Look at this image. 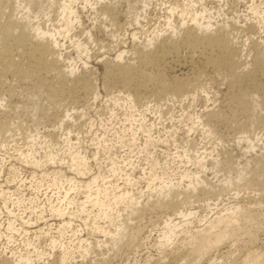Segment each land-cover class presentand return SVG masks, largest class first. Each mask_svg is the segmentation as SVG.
Masks as SVG:
<instances>
[{
  "label": "rangeland",
  "instance_id": "rangeland-1",
  "mask_svg": "<svg viewBox=\"0 0 264 264\" xmlns=\"http://www.w3.org/2000/svg\"><path fill=\"white\" fill-rule=\"evenodd\" d=\"M172 1L182 2L147 0L148 5L139 23L122 14L117 24L96 15L90 6L83 8L81 0L78 2L82 24L76 23L66 39L61 37L60 52L68 61L75 60L78 77L85 68L90 72L91 85L86 89L79 87L77 76H70L67 81L53 74L47 78L38 72L15 76L0 64V119L13 127L11 136L0 133V187L4 190L0 192V249H4L10 259L15 252L25 254L24 239L30 238L38 244L40 241L36 234L40 229L44 230L51 223V227H58L62 218L54 216L51 210L70 200L73 202L70 207L75 210L76 204L83 199V193L73 189L68 198L60 203V198L66 194L64 190L72 187V182H62L63 188H58L51 181L52 175L44 174L58 169L60 173L85 184L92 176H98L100 189L115 183L121 189L129 187L140 197L142 204L147 200L153 203L158 200L160 194L155 187L162 184V179L178 183V188L183 190L188 179L181 183V174L188 171L206 178L217 190V193L208 195L189 193L182 207L187 214L189 211L196 212L189 218L179 217L178 214L174 217L172 207H146L148 209L144 210V214L134 216L130 223L137 238L132 241L125 239L117 247L118 250L103 248L104 261L98 264H150L171 254L178 245L192 246L191 236L181 233L180 227L172 244L160 242L167 216L179 221L183 230L192 231L204 229L209 221L221 216L232 217L231 222L221 224L220 228L227 230L230 252L234 255H225L227 248L220 247L212 255L218 260L210 259V262L213 261L211 264H232L234 260H237L234 264L238 263L249 254V250L264 253V77L257 75V86L246 81L239 86L235 82L236 74L230 70L217 72L206 68L203 57L198 55L200 47L195 53L198 56L191 61L189 55L192 50L182 41L183 32L172 38L178 44L176 53L170 52L164 60L138 61L136 51L144 49L143 41L158 35L160 42L170 35L165 19L168 16L166 8ZM203 1V5L215 16L211 22L218 26L227 21L230 25L228 37L245 44L244 59L248 62L247 69H251L256 56L252 45L256 41H264V30L250 19L252 15L248 11V6L255 0ZM126 6L127 2L123 0L122 11ZM136 7L140 11L141 4ZM53 8L55 11H51L49 18L41 14L33 21L41 22L50 29L54 25L58 28L62 23L59 21L61 17L56 15V6ZM179 19L176 14L172 21L179 23ZM88 31L93 42L88 40ZM132 33H136L137 40H133ZM75 35L78 37L75 38ZM76 39L89 43L87 55L90 58L74 48L72 42ZM261 45L264 48L262 42ZM152 49H155H150L154 55ZM122 50L129 51H125L124 58L135 60L134 66L145 73V80L149 79L146 84L149 88H141L136 94L132 91L135 107H129L130 104L122 99L127 93L123 79L118 75L108 78L106 73L111 67L106 60L115 58ZM18 54V61L22 60L19 63L22 67L26 66V57L21 52ZM151 54L150 57H153ZM176 76L191 87L183 99L175 98L171 92L155 93L153 86L158 80L170 83ZM106 83L109 87H105ZM114 96L122 97L119 103L113 101ZM68 114L64 118L66 122H63V116ZM150 135L152 143L146 147L145 142ZM66 138L70 140L69 144ZM187 148L190 157L179 159L177 154H183ZM71 152H79L86 157L88 164L82 168L83 174L68 167ZM48 156L56 158L50 161ZM202 157L201 164H206V168H200L197 162ZM58 158H62L64 163ZM34 159L41 163L36 164ZM148 161H158V165L152 169ZM214 165H217L218 171L212 169ZM112 170L116 172L115 176ZM125 174L133 179L130 186H127ZM154 175L155 181L146 190L147 182H151ZM225 178L232 181V187L227 190L222 186ZM75 184L78 185L77 182ZM17 199L21 203L13 205ZM234 204L240 206L242 212L232 215L226 210ZM120 206L125 208L123 203ZM9 210L13 211L12 215L8 214ZM63 218L73 222L72 227L63 229V241L71 240L74 229H80L78 235L89 238L92 243L103 239L97 230L82 228V221L77 215ZM8 219L14 223L15 230H7ZM104 224L103 221L99 223L101 226ZM250 234L254 235V240ZM206 257L203 264H209ZM93 258L96 257L89 256L88 259ZM79 259L76 258V264L81 263L82 259Z\"/></svg>",
  "mask_w": 264,
  "mask_h": 264
},
{
  "label": "bare ground",
  "instance_id": "bare-ground-1",
  "mask_svg": "<svg viewBox=\"0 0 264 264\" xmlns=\"http://www.w3.org/2000/svg\"><path fill=\"white\" fill-rule=\"evenodd\" d=\"M81 1L84 3L83 8L90 6L94 11L93 13L103 16V18L109 20L112 24H117L118 19L122 14L129 15L132 22L139 23V19L142 16L141 14L148 5L147 0H124L127 2V6L124 11H122L120 6L123 0H94V2L93 0ZM78 2H80V0H7L6 2L4 0H0V64L1 66L2 64L4 66L2 68L11 72L15 76H21L27 72H38L47 78L53 74L54 77L56 76L59 79L66 81L70 76H77L75 67L77 63L75 64V60L68 61L69 59L67 60L64 58L60 52V48L62 46L60 39L61 37L66 39L71 33L70 31L77 25L76 23H81V17L78 14L79 10L77 8ZM202 2L204 3L203 0H182V2L172 1L169 5L167 4L166 13L168 16L165 19V24L167 25L166 28L170 29V35L168 38L165 37L166 39L163 41L160 40V42H158V35L152 39H147L145 42L143 41L144 49H141L140 51L137 50V56L135 58H138V61L141 62L166 59L170 52L176 53L179 49L178 44L173 42L172 38L183 32L184 35L182 41L185 42L192 50L189 55L191 61H193L196 56V50L200 47L201 50H199L200 52L197 54L203 57L206 68L210 67L211 70H215L217 72L221 71V69L230 70L236 74V84L239 85L242 84L243 81H246L257 86V75L261 74L264 77V48L263 45H261V42L264 44V41H256V43H253L252 51L256 54L254 66L251 69H247L249 68L247 67L248 62L244 59V50H246L245 44H240L238 41L232 40L228 37L227 30L230 28V25L227 21L222 25H218V22H216L218 26H215L214 23L211 22L212 18L215 16L203 5ZM138 3L141 4L140 11L136 7ZM55 6L58 11L56 15L61 17L59 21L60 23L62 22L58 28L57 25L56 27H54V25L52 29H50L49 26L46 27L44 24L41 25V22L36 23V21H33L41 14L48 16ZM248 11L251 12L252 15V18L250 19H253L255 23L257 22V24H260L264 30V2L262 0H255L250 4V6H248ZM176 14L179 15V23H174L175 21H172V18ZM49 17L50 16L47 18ZM131 35L133 40H135L136 33H132ZM76 37L78 36L75 35V38ZM88 37V40L93 42L92 34L90 32L88 33ZM70 38H73L72 35H70ZM78 39L73 40L72 42L74 48L79 54H89L88 50L90 48L87 45L89 43H85L86 41H80ZM151 48L155 49H152L153 52H155H152L154 55L151 54ZM125 51H120L117 53L115 58H112L110 61L106 60V64H110L111 66L110 69L106 70V73L108 74V78L112 75H118L121 77L124 82L123 85H125L124 89L127 91L123 98L120 96H114V98H112L113 101L115 103H119V100L122 98L126 103L130 104L129 107H135L134 93L132 91L134 90L136 94L137 90H141V88H149L146 85L149 79L145 80V73L139 70L140 68L138 69L134 66L135 60H126V58H124ZM20 52L27 59V64L26 66H23L24 68L21 66V63H19L21 59L18 61V58L20 57L18 53ZM16 54L19 55V57H17ZM150 54L153 57H150ZM86 57L90 58L88 55ZM22 63L24 65V61ZM84 64L87 65V61H85ZM86 69L87 68L83 70L81 77L77 76L79 79V87L84 89L90 87V80L92 79V77L88 75L90 72ZM74 85H77L75 87H78V84ZM74 85H72V87ZM105 85V87H109L107 83ZM188 88L191 87H188L186 85V81L184 83L178 78V76H176L173 82L167 83L165 81L158 80L153 86L155 93L157 92L158 95H161L162 93L168 94L171 92L172 96L174 95L175 98L177 96L181 99L187 95L186 91H188ZM95 96L97 97V95ZM245 107L247 108V106ZM69 115L70 114L63 116V122H66L64 118ZM203 125L205 124L203 123ZM12 128L13 127H9L7 121L0 119V133L11 136L13 133ZM150 137L151 135L149 136V139H146V147L152 143V137ZM245 137L250 139L247 135H245ZM66 141L68 144L70 143L68 138H66ZM95 154L97 156L98 152ZM177 156L179 159L189 158L188 148L183 152V154L178 153ZM55 158L56 157L54 156H48L50 161H54ZM58 159L59 161H62V158ZM198 159L197 162L201 166L200 168H206V164H201L204 157H202L201 160ZM34 162L36 164L41 163V161L36 159H34ZM68 163V167L72 170H76L79 174H83L84 170L82 168H85L88 164L86 157L82 156L79 152H71ZM149 164L152 165L153 169V167L158 165V161L149 162ZM216 167L217 165H214L212 169H215ZM60 171L61 170L58 169L44 173L49 177L52 175L51 181H53L55 186L58 188L62 187V182H72V187L64 190L66 194L60 198V203L68 198L67 196L73 189L75 191H81L84 195L83 199L76 204L75 210L70 207V205L73 204L71 200L68 201L67 204L61 203L57 209L54 208L51 210L54 216H60L62 218V222H60L57 228L51 227V223L44 228V230L40 229L38 234H36L38 235L36 236L38 241H40L38 244L30 238L24 239L23 246L25 248V254L23 252H15L12 259H10L5 253V250L0 249V264H40L45 261L46 264H76L75 260L77 257L82 259L80 264L103 263L105 255L103 248L118 250L117 247H120V244L125 239L132 241L137 238V234L133 229H131L130 223L133 221L132 218L134 216L138 217L136 215H139L140 217L141 214H144V210L148 209L150 205H154V207L156 205H161L162 208L165 206L169 208L172 207L174 210L173 216L178 214L179 217L189 218V216L196 215V212L192 211H189L187 214L182 208L184 207V202L187 201L186 196L189 195V193H204L208 195L209 193L215 194L217 191H215L213 185L208 183L209 181H207L206 178H200L197 173L188 171L183 175L181 174V183L186 181V178L188 179V181H186L188 184L183 188V190L178 188V183L176 184L174 181L172 182L162 179L160 180L162 184L155 187L159 190L158 195L160 194L158 200L154 203L147 200L145 204H142L140 197L136 196L131 190H129V187L125 186L126 188L121 189L117 185L118 183H115V185L110 187L104 186V188L100 189L97 184V181L100 178L98 176H92V179L87 181L85 184L76 180L75 177H68L64 175V173H60ZM112 172L113 176H115L116 172L114 170H112ZM125 176L127 186H130L133 179L127 174H125ZM154 177L155 178L151 179V182H147L146 190H148V188L151 187L150 184L155 181L154 179H156V175H154ZM58 182H60V185H58ZM76 182L80 185V187L75 184ZM108 183L110 182L108 181ZM222 186L225 187L224 190L231 188V179L227 180L225 178ZM109 188L112 189L109 190ZM116 189L120 190L115 191ZM0 192H4L1 187ZM149 196L152 198L153 194ZM20 203L21 200L17 199L13 202V205H19ZM120 203L124 204V209L121 208ZM4 205L6 206V202H4ZM166 210L168 209L166 208ZM226 210L231 211L232 215L242 212V208L240 206H236L235 204L233 206L226 207ZM12 212L13 211L9 210L8 214L12 215ZM39 213H42V211H39ZM73 214L77 215L81 219L82 228L86 229L87 227L97 230L100 235H103V239L92 243L89 241V238L85 239L78 235L80 234V229H74L72 231V237L70 236L71 240L69 242L63 241L61 239L63 229L73 226V222L70 219L65 221L63 217L66 215L71 216ZM231 218L232 217L228 218L221 216L218 219L209 221L208 225L205 226L204 229L192 231L187 229L183 230L179 221L176 222L171 216H167L163 227L165 231L163 230L162 232L160 242H170V244H172L175 237L179 234L177 229L180 227L179 229L182 230L181 233L183 232V234L191 236L190 240L193 244L190 247H186L184 244V246L178 245L173 251H171V254L169 253L167 256H162V258H158V260L150 264H203L206 256L209 260L208 263L211 264L213 261L210 262V259H217L215 256L212 257L213 252L219 250L220 247H226L227 249L225 255L228 254L227 256H230L232 253L230 252L231 244H228V232L225 228L221 229L220 226L223 223L226 224L231 222ZM102 221L108 225H99ZM7 223L8 231L15 230L13 222L8 219ZM24 233L26 234L27 230ZM250 237L252 240L255 239L254 235L251 236L250 234ZM48 238L49 241L47 242ZM233 255L234 254H232V256ZM89 256L96 258L89 260ZM236 261H232V264ZM235 264H264V253H257L255 250H249V254L244 255L241 258V261H238V263Z\"/></svg>",
  "mask_w": 264,
  "mask_h": 264
}]
</instances>
